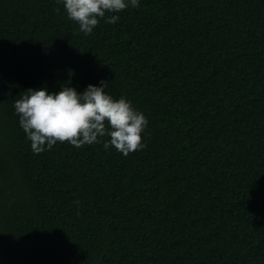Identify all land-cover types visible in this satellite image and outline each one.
<instances>
[{
  "label": "trees",
  "instance_id": "trees-1",
  "mask_svg": "<svg viewBox=\"0 0 264 264\" xmlns=\"http://www.w3.org/2000/svg\"><path fill=\"white\" fill-rule=\"evenodd\" d=\"M85 35L0 0V264H264V0H139ZM104 80L144 147L33 154L14 101Z\"/></svg>",
  "mask_w": 264,
  "mask_h": 264
},
{
  "label": "clouds",
  "instance_id": "clouds-1",
  "mask_svg": "<svg viewBox=\"0 0 264 264\" xmlns=\"http://www.w3.org/2000/svg\"><path fill=\"white\" fill-rule=\"evenodd\" d=\"M69 20L78 24L85 35L92 33L105 13L113 15L105 22H117L119 13L136 8L139 0H61ZM104 80L89 83L81 91L70 84L60 85L57 91L41 86L28 88L14 101L19 127L30 141L33 154L51 149L57 142H68L80 148L100 143L105 150L114 147L123 155L142 149V132L147 118L124 96L114 98L105 89Z\"/></svg>",
  "mask_w": 264,
  "mask_h": 264
}]
</instances>
